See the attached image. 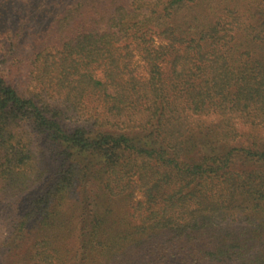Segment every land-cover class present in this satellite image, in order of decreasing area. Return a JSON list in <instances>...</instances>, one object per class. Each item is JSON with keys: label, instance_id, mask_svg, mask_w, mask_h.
Listing matches in <instances>:
<instances>
[{"label": "trees", "instance_id": "trees-1", "mask_svg": "<svg viewBox=\"0 0 264 264\" xmlns=\"http://www.w3.org/2000/svg\"><path fill=\"white\" fill-rule=\"evenodd\" d=\"M256 133L264 0H0V264H264Z\"/></svg>", "mask_w": 264, "mask_h": 264}, {"label": "rangeland", "instance_id": "rangeland-1", "mask_svg": "<svg viewBox=\"0 0 264 264\" xmlns=\"http://www.w3.org/2000/svg\"><path fill=\"white\" fill-rule=\"evenodd\" d=\"M132 68H133V71L136 75H139L141 77H144L145 76V68H144V65L143 63L140 61V59L138 57H135L132 61ZM244 133L246 134H249L248 133V129H243L242 130ZM256 135L258 136H262L263 139H264V134H260V133H256ZM135 199L136 200H140L141 199V196L139 194H136L135 196Z\"/></svg>", "mask_w": 264, "mask_h": 264}]
</instances>
